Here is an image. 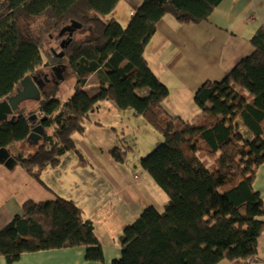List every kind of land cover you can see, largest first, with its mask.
Returning a JSON list of instances; mask_svg holds the SVG:
<instances>
[{
  "label": "trees",
  "instance_id": "1",
  "mask_svg": "<svg viewBox=\"0 0 264 264\" xmlns=\"http://www.w3.org/2000/svg\"><path fill=\"white\" fill-rule=\"evenodd\" d=\"M223 1L144 0L124 28L104 19L120 0H0V101L15 94L25 77L59 63L76 78L75 95L68 102L46 93L35 102L37 111L20 110L15 121L0 123L2 149L29 144L28 118L36 113L47 117L36 151L13 155L37 181L42 184L43 171L58 167L66 152H77L73 134L84 133L103 102L133 111L163 137L140 167L165 192L168 203L163 212L149 206L125 228L122 255L113 264H252L258 257L264 201L253 184L264 164V27L250 40L251 56L221 82H207L197 91L199 111L188 121L165 110L170 90L144 58L165 16L199 24ZM42 23L62 34L59 41L69 38L67 28L73 24L92 36L82 43L72 36L64 59L46 62ZM98 72L103 78L91 96L85 85ZM144 89L150 90L146 97L138 94ZM125 150L112 152L116 162L125 164ZM70 248H86L89 261L104 259L93 223L67 199L28 202L23 215L0 231V256L9 263L27 253Z\"/></svg>",
  "mask_w": 264,
  "mask_h": 264
},
{
  "label": "crops",
  "instance_id": "2",
  "mask_svg": "<svg viewBox=\"0 0 264 264\" xmlns=\"http://www.w3.org/2000/svg\"><path fill=\"white\" fill-rule=\"evenodd\" d=\"M143 3L144 0H120L112 20L124 27L126 19L134 16ZM261 27H264V0H224L208 20L199 24H182L172 15L165 16L157 24L144 53L150 70L170 90L165 110L183 120L193 119L199 111L194 102L197 91L207 82H221L239 62L251 56L254 48L250 40ZM101 76L103 72H98L88 79L85 91L89 95L99 91ZM149 93V89L138 92L143 97ZM28 106L26 113L38 110V105ZM103 109L112 119L105 121L98 117ZM122 117L128 123L147 124L133 111L119 110L114 102L101 103L85 123L84 133L73 134L77 152H66L58 167L46 168L41 174L42 184L19 164L12 170L0 165V231L23 215L28 202L71 200L83 211L85 220L93 223L103 261L87 260L86 248H70L23 254L14 263L0 256V264H113L121 258L125 228L145 208L156 206L145 199V193L156 187L151 177L139 169V162L132 170L127 160L120 164L113 158L115 149L125 148L119 136L124 129L118 128L123 125L118 122ZM143 131L148 134L147 127ZM29 144H11L7 149L18 157L21 152L34 149L35 144L31 141ZM253 187L264 201V164L257 171ZM164 203L166 206L168 200ZM252 264H264V232L258 242V257Z\"/></svg>",
  "mask_w": 264,
  "mask_h": 264
},
{
  "label": "rangeland",
  "instance_id": "3",
  "mask_svg": "<svg viewBox=\"0 0 264 264\" xmlns=\"http://www.w3.org/2000/svg\"><path fill=\"white\" fill-rule=\"evenodd\" d=\"M117 12H114V14H111V18L109 19V16H106L104 19L107 21L111 20L113 15H116ZM120 17L119 19L121 22H123L122 16L118 14ZM132 17H128L126 21L128 22L127 24L124 25L125 28L128 27ZM45 19H42L40 21H44ZM41 33H44L45 36V42H43L42 45V56L46 62H50L53 60V58H56V53H61V44L62 42L59 41L56 37L57 35L60 36V33L57 32L55 29H53L52 24L49 23V27L46 26L45 23H42L41 25ZM49 35V37H48ZM92 36L91 32L87 28L83 29H75L73 30V39L76 43H82L88 39H90ZM57 59V58H56ZM64 59V57L62 58ZM64 63H66L64 61ZM54 64V63H53ZM53 65L51 69L54 67ZM50 68V67H49ZM48 68V69H49ZM64 79L60 81L58 85L56 84H48L45 88V92L49 94H55L57 98H59L62 103L68 102L74 95H75V87H76V78L72 75L71 71L67 68L64 72L63 75ZM28 105H36L33 103V101H29L28 103H24L21 105L22 111L25 109H28ZM25 112V111H24ZM98 117L103 118V120H108V118L112 119V116L110 113L107 111L105 112V109L101 110L100 114ZM142 123L144 122L143 119H141ZM119 123H122L123 125L119 126L118 128H123V134H119L121 138V143L122 146L126 147V152H127V164L129 166H133L135 164H138L139 162V169L140 167V161L142 158L147 157L149 154H151L155 148L163 142V137L160 136L157 132H155L150 126H144L148 124H142V125H137V124H132L128 123L127 120L122 117ZM147 127L148 129V134H145L143 131V128L145 129ZM35 148L32 149L31 151H26V153H31L36 151V146ZM125 149V148H124ZM123 149V150H124ZM135 166H133L131 169L135 170ZM151 181L154 182L152 178H150ZM156 188L154 190H148V192L145 193V199L148 200L149 202H153L155 204L154 206L159 212H163L165 209V203L168 200L167 195L163 190L159 188V186L155 183L154 184ZM138 202L136 204V207L138 206ZM153 207V206H152ZM148 208V207H147ZM146 209V208H145ZM137 210V209H136ZM144 211V210H143ZM141 211V213L143 212ZM141 215V214H140ZM139 215V216H140Z\"/></svg>",
  "mask_w": 264,
  "mask_h": 264
},
{
  "label": "water",
  "instance_id": "4",
  "mask_svg": "<svg viewBox=\"0 0 264 264\" xmlns=\"http://www.w3.org/2000/svg\"><path fill=\"white\" fill-rule=\"evenodd\" d=\"M75 29L77 30V26L75 24L67 28V31L70 32V36L68 39L62 41V52H54L57 58L61 59L65 56L63 50L71 43V37L73 36V30ZM65 70V65L53 67L52 71H55L56 74L50 79L40 78L38 75L25 77L21 81L20 86L17 88L15 94L0 101V123L8 120L15 121L17 114L20 112L22 104L29 101L40 102L42 96L46 95V86L51 83L58 85L60 81L64 79L63 75ZM46 119L47 117L39 118V116L35 114L28 118V120L32 122V132L28 138L29 142L31 141L37 145L41 141L43 135L46 132L45 127L43 126V122H45ZM0 165H4L7 169L12 170L18 165V161L7 148H2L0 149Z\"/></svg>",
  "mask_w": 264,
  "mask_h": 264
},
{
  "label": "flooded vegetation",
  "instance_id": "5",
  "mask_svg": "<svg viewBox=\"0 0 264 264\" xmlns=\"http://www.w3.org/2000/svg\"><path fill=\"white\" fill-rule=\"evenodd\" d=\"M67 38H63L62 40H60L61 42L63 41V40H66ZM62 64H56L54 67H58V66H61ZM52 67V66H51ZM51 67L49 68V69H47L46 71H42V72H40L39 74H37L38 76H40V78H44V79H46V78H48V79H50V78H52V76H55V74H56V70L55 71H52L53 70V68L51 69Z\"/></svg>",
  "mask_w": 264,
  "mask_h": 264
}]
</instances>
